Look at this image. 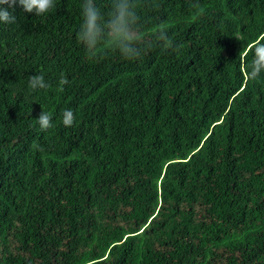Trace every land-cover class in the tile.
Returning <instances> with one entry per match:
<instances>
[{
    "label": "trees",
    "instance_id": "1",
    "mask_svg": "<svg viewBox=\"0 0 264 264\" xmlns=\"http://www.w3.org/2000/svg\"><path fill=\"white\" fill-rule=\"evenodd\" d=\"M124 2L0 6V264H264V0Z\"/></svg>",
    "mask_w": 264,
    "mask_h": 264
},
{
    "label": "clouds",
    "instance_id": "2",
    "mask_svg": "<svg viewBox=\"0 0 264 264\" xmlns=\"http://www.w3.org/2000/svg\"><path fill=\"white\" fill-rule=\"evenodd\" d=\"M17 0H0V6L8 5V7H14ZM19 4L23 7L24 11L36 15H42L47 13L55 6V0H19ZM83 9V24L86 27L84 37L87 38L89 48L91 49L97 43V38L100 34V28L97 21L100 19L99 10L93 6L92 0H85L82 5ZM135 13L130 10V6L125 0L116 6L115 12L112 14V18L109 22V27L114 34L115 39L129 38V25L135 21ZM16 20L15 15L9 12L6 8L0 7V22L14 23ZM251 77L256 79L259 72L264 68V45H258L256 48V59L253 60ZM68 83L66 77L63 76L59 81L61 86ZM29 87L33 90L45 89L49 87V84L45 81L42 74L32 75L29 77ZM75 116L70 110H66L63 114V124L67 127H71L74 123ZM38 123L42 130H48L53 127L52 118L49 114L41 112L38 116Z\"/></svg>",
    "mask_w": 264,
    "mask_h": 264
}]
</instances>
